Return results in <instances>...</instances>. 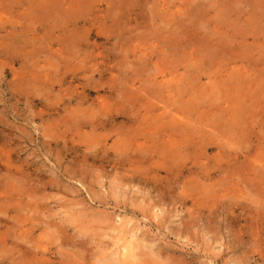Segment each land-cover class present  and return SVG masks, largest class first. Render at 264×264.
Returning a JSON list of instances; mask_svg holds the SVG:
<instances>
[{"label":"rangeland","instance_id":"1","mask_svg":"<svg viewBox=\"0 0 264 264\" xmlns=\"http://www.w3.org/2000/svg\"><path fill=\"white\" fill-rule=\"evenodd\" d=\"M111 261L264 264V0H0V264Z\"/></svg>","mask_w":264,"mask_h":264},{"label":"bare ground","instance_id":"2","mask_svg":"<svg viewBox=\"0 0 264 264\" xmlns=\"http://www.w3.org/2000/svg\"><path fill=\"white\" fill-rule=\"evenodd\" d=\"M112 263H113V264H115V262H114V261H111L110 263L108 262V263H106V264H112Z\"/></svg>","mask_w":264,"mask_h":264}]
</instances>
